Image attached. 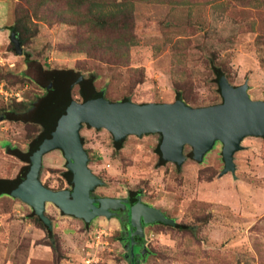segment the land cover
<instances>
[{
  "label": "rangeland",
  "instance_id": "1",
  "mask_svg": "<svg viewBox=\"0 0 264 264\" xmlns=\"http://www.w3.org/2000/svg\"><path fill=\"white\" fill-rule=\"evenodd\" d=\"M17 1L0 0V74L12 79L17 74L20 81L0 79L19 93L0 96L1 178L16 177L24 165L7 152V145L26 151L31 135L38 133L25 122L3 119V114L13 103H30L45 92L40 66L73 68L83 78L94 73L96 90L113 101L171 102L180 91L197 107L222 102L214 64L233 85L247 81L252 99L264 100V0H130L136 38L121 64L72 50L79 29L57 20H37L38 32L21 43L19 54L11 38ZM27 57L35 62L28 64ZM79 89L76 83L72 96L81 101ZM80 132L89 167L103 180L95 195L123 198L131 190L141 191L145 203L194 229L146 226L149 252L141 264H264L263 137H245L235 153V171L224 172L220 141L203 161L187 145L182 165L167 160L158 165L159 133L129 135L116 150L107 129L84 124ZM66 169L63 151L53 149L43 155L41 181L49 188H70ZM32 213L24 201L0 197V264H130L117 217L86 222L47 203L54 250Z\"/></svg>",
  "mask_w": 264,
  "mask_h": 264
},
{
  "label": "water",
  "instance_id": "2",
  "mask_svg": "<svg viewBox=\"0 0 264 264\" xmlns=\"http://www.w3.org/2000/svg\"><path fill=\"white\" fill-rule=\"evenodd\" d=\"M11 38L17 52L23 53L22 44L14 31ZM82 78L77 75L76 82ZM219 85L222 102L197 107L187 104L180 93L171 102H135L130 98L113 101L106 97L105 91H95L87 101L79 102L70 92L66 93L62 96L54 125L35 164L34 178L38 185L30 199L37 214L52 228V221L46 214L47 203H53L66 214L86 222L98 216L110 217L113 214L110 208L121 205L122 199L94 198L91 194L95 187L103 184V180L89 167V155L80 132L84 124L105 128L116 140L129 135L160 133L163 136L164 158L178 165H182L188 157L185 154L187 145L192 147L193 157L203 161L206 153L220 141L223 144L224 172H234L235 153L243 148V139L247 136L264 138V100L250 97L247 81L233 85L224 73L219 77ZM53 149L63 151L68 167L74 173L72 188L54 190L38 180L43 155ZM122 206H125L124 203ZM131 222V230L136 227V231L131 232L132 253L134 236H144L143 223L177 224L175 219L158 207L144 203L141 198L132 206Z\"/></svg>",
  "mask_w": 264,
  "mask_h": 264
},
{
  "label": "trees",
  "instance_id": "3",
  "mask_svg": "<svg viewBox=\"0 0 264 264\" xmlns=\"http://www.w3.org/2000/svg\"><path fill=\"white\" fill-rule=\"evenodd\" d=\"M129 1L130 0H18L15 7V21L11 29L16 33L20 42L24 44L29 36L38 32L39 28L37 20L45 19L50 23L53 20L67 22L75 25L79 29L76 43L71 44L72 50L84 51L89 57L121 64L126 56H128L130 43L136 38L134 32L135 18L133 8L128 5ZM12 44L15 46L13 41ZM26 61L28 64L35 62L34 60H31L30 57H27ZM212 70L216 75L215 80L219 81V77L224 71L221 67L214 64L212 65ZM38 73L43 77V82L40 84L46 88L45 92L30 103L25 101L13 103L11 108L3 114V119L25 122L33 127V131H38V133L36 135L31 133V140L26 151L7 145V152L19 158L24 165L14 178L0 177V196L8 194L32 206V214H34L37 217L36 220L46 228L48 237L51 240L50 245L54 250H57V246L54 243L55 233L53 229L44 223L33 205H31L33 201L30 197L33 195V191L38 185L37 179H35L36 177L34 176L35 164L37 156L44 146L45 139L54 125L58 107L62 102V96L69 92L72 95V89L74 85L78 83L80 87L79 95L82 97L81 101H87L92 94L97 91L94 85L97 75L91 73L88 77L76 82L77 72L73 68L44 69V67L40 66L38 68ZM11 76L13 79L8 74H0V79L8 77L10 83H20L17 74H12ZM219 91H221L220 87ZM179 93L181 94L182 99L186 102L185 95L180 91ZM126 98L129 97H125L123 100ZM81 138L84 143L83 136H81ZM124 141L125 138L120 140L114 138L115 149H122ZM156 153L159 156L158 165H164L167 161L163 155L162 134H160L159 142L156 146ZM41 171L38 177V180L40 181ZM63 176L70 185L74 186V173L69 169L68 162L67 169L63 171ZM44 185L49 187L46 184ZM62 189L65 188L54 190ZM131 194L132 200L130 205L132 207L133 203L137 202L142 192L131 191ZM61 211L66 214L62 209ZM120 221L124 228L121 239L128 248V258L130 261L131 236L128 231L131 222L126 218L120 219ZM150 224L152 223H144L143 226L146 227ZM175 227L190 229L192 231L194 230L192 226L181 223H177ZM137 239L144 243V237L136 236L135 240ZM140 248V245L135 246V254H139ZM130 264H132V262H130Z\"/></svg>",
  "mask_w": 264,
  "mask_h": 264
},
{
  "label": "flooded vegetation",
  "instance_id": "4",
  "mask_svg": "<svg viewBox=\"0 0 264 264\" xmlns=\"http://www.w3.org/2000/svg\"><path fill=\"white\" fill-rule=\"evenodd\" d=\"M73 186L72 185H70V188H72ZM66 189V188H65ZM94 190L95 189H93L92 190V192H91V194H92V196L94 197V198H103V197H108V196H100V195H95V193H94ZM132 191V190H131ZM131 191H129V193H128V195H127V197H123V198H119V197H111V198H118V199H122V203H121V205L120 206H117L116 208H110V211L113 213L112 214V216L113 217H117L119 220L120 219H129V221L131 222V220H130V218H131V209H132V207H131V205H130V203H131V200H132V194H131ZM141 198V196H139V198H138V200L137 201H139V199ZM142 199V198H141ZM142 201H143V199H142ZM144 202V201H143ZM123 203H124V205L125 206H122L123 205ZM145 203V202H144ZM98 206L100 205V203H96ZM135 203H133V205H134ZM147 204V203H146ZM132 205V206H133ZM157 223V222H156ZM143 225H144V223H143ZM131 226H132V222L130 223V229H129V234H130V236H131V232L132 231H136V227L135 226H133L132 227V230H131ZM145 228V227H144ZM136 236H140V235H138V234H136L135 236H134V240H135V237ZM141 237H144V236H141ZM136 245H140V252H139V254L137 255V253L135 254V252L134 253H132V250H131V260H130V262H132V264H141V261L143 260V259H145V257H146V252L148 253L149 252V250L148 249H146L145 248V242L143 243V241H141V240H139V239H137V240H135V246ZM130 248H131V240H130ZM135 248V247H134ZM126 257H129V255L127 254L126 255Z\"/></svg>",
  "mask_w": 264,
  "mask_h": 264
},
{
  "label": "built area",
  "instance_id": "5",
  "mask_svg": "<svg viewBox=\"0 0 264 264\" xmlns=\"http://www.w3.org/2000/svg\"><path fill=\"white\" fill-rule=\"evenodd\" d=\"M15 93L19 94L18 92H14L8 89L5 83L0 82V96L8 99L10 96L15 95Z\"/></svg>",
  "mask_w": 264,
  "mask_h": 264
},
{
  "label": "crops",
  "instance_id": "6",
  "mask_svg": "<svg viewBox=\"0 0 264 264\" xmlns=\"http://www.w3.org/2000/svg\"><path fill=\"white\" fill-rule=\"evenodd\" d=\"M1 196H2V195H1ZM1 196H0V197H1ZM9 196H11V195H9ZM12 197H13V196H12ZM46 208H47V207H46Z\"/></svg>",
  "mask_w": 264,
  "mask_h": 264
}]
</instances>
